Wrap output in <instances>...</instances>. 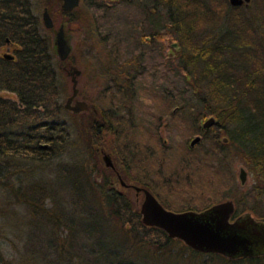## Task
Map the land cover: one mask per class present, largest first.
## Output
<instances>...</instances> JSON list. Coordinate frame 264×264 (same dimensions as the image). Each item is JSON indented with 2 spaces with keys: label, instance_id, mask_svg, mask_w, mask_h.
<instances>
[{
  "label": "trees",
  "instance_id": "1",
  "mask_svg": "<svg viewBox=\"0 0 264 264\" xmlns=\"http://www.w3.org/2000/svg\"><path fill=\"white\" fill-rule=\"evenodd\" d=\"M149 1L154 3L158 12H170L171 37L176 40L183 41L185 37L193 36L196 31L203 29L209 30L206 32L208 34H215L211 43L205 37L196 36L192 53L187 58L181 56L177 62H173L172 84L177 91L175 94L181 97L175 100L171 96V105L178 104V108L188 110V120L189 116L198 118L216 114L219 120L229 119L232 125L222 131L228 137L225 143L215 136L204 135L196 147L182 148V155L198 158L193 160L194 169L191 165L194 173L199 176L201 172L208 171L211 182L197 187V190H202V195L196 198V203L167 206L175 210H199L228 197L233 199L236 211L237 208L250 210L264 217V55L260 53L263 49L257 48L259 44L255 41L252 28L255 17L264 23V0H251L246 5H232L228 0ZM244 8L252 16H248ZM43 31L31 0H0V91L15 94V99L0 94V156L44 161L66 150L69 132L66 122L59 117L63 110L58 101L59 87L53 67V49ZM174 32L178 33L175 37ZM260 43L264 47V42ZM5 45L11 46V58L2 56L1 50ZM194 58L203 63L201 74L206 77L207 98L201 95L197 76L185 68V65L194 63ZM185 74L189 79H184ZM175 78L179 79L178 85ZM211 101L218 105L211 104ZM206 139H210L212 144L203 147ZM40 143L47 145L41 147ZM223 148H230L254 177L251 186L238 191L234 198L222 195L221 191L228 189L232 182ZM109 178V175L103 178L105 186L109 185ZM84 179L82 175V179L76 178L73 182L75 192L70 197L72 211L69 213L60 208L61 202L55 201L48 192L41 197L37 195L40 198L32 193L26 194V198L17 196V199L28 204L29 214H38L44 227L52 234V237H48V234L44 239L45 250L50 251L52 248L59 255H64L65 262H72L70 255H73L72 250H76L79 259L77 264H88L87 250L88 254H102L104 264H139L136 254L144 258L154 251H166L163 247L173 241L190 249L180 240L168 237L160 228L144 225L133 197L89 193ZM46 197L51 199L52 206L44 205ZM78 208L92 222L90 227L82 224L80 228L84 238H93L96 246L90 250L85 242L75 239L79 227L72 212ZM103 221L104 227L101 226ZM63 230L66 232L61 234ZM111 234H115V238ZM100 235H106L103 236L107 238L105 247L99 242ZM42 254L44 256L45 252L42 251ZM207 254L220 257L230 264H264V254L232 259L218 253Z\"/></svg>",
  "mask_w": 264,
  "mask_h": 264
},
{
  "label": "flooded vegetation",
  "instance_id": "2",
  "mask_svg": "<svg viewBox=\"0 0 264 264\" xmlns=\"http://www.w3.org/2000/svg\"><path fill=\"white\" fill-rule=\"evenodd\" d=\"M54 1L58 3L62 21L54 27L51 9L43 5L41 11L45 8L53 23L44 29L52 32L50 42L56 76L62 73L69 79V91L60 105L72 117V131L80 126L78 119H84V143L89 159L84 178L88 192L133 195L139 204L145 188L164 207L172 209L167 205L182 203L185 199L181 192V196L176 195L174 185L180 178L182 185L194 186V179L188 173H181L191 168L193 160L198 158L175 157L172 169L173 159L167 155L172 123H183L188 118L185 109L178 108V104L171 105L170 101L171 68L184 55L182 45L171 37L170 12H158L149 0H78L69 10L61 8L60 0ZM92 6L99 12L90 16L88 10ZM121 6L134 9V16L123 12L118 13L120 22L116 17L109 18ZM108 10L111 12L107 13ZM39 20L41 23V12ZM116 21L121 28L112 26ZM59 25L69 46L63 59L58 58L53 42ZM172 40L178 42L177 50L170 46ZM184 79H189L187 74ZM67 97L70 99L65 106ZM208 115L214 116L215 123L202 127L201 122ZM227 123L229 119L219 120L216 114L193 117L195 127L185 139V147H196L204 135L219 140ZM195 134L200 135V140L188 146ZM103 153L108 154L111 165L104 164ZM107 175L109 185L105 186L103 178ZM240 212L234 209L230 219Z\"/></svg>",
  "mask_w": 264,
  "mask_h": 264
},
{
  "label": "rangeland",
  "instance_id": "3",
  "mask_svg": "<svg viewBox=\"0 0 264 264\" xmlns=\"http://www.w3.org/2000/svg\"><path fill=\"white\" fill-rule=\"evenodd\" d=\"M31 1H32L33 11L35 14H37L39 19H40V12L42 6L47 5L51 9L50 14L54 23V27H56L58 23L62 21L58 3H55L54 0H31ZM249 2L251 3V0H249ZM88 12L90 13L91 16L95 12H99V10L97 11L92 6L88 10ZM106 12L108 13L111 11L108 10ZM123 12L126 15L131 14V16L133 17L135 10L129 9L128 7L125 6L117 7V9L114 11L115 14L109 15V18L114 19V17H116L120 22L121 17L119 16L118 13H123ZM246 14L248 16H252L249 11L246 12ZM40 26L42 27V29H44L42 22L40 23ZM112 26L115 28H121L120 24L117 21ZM89 27L91 28L90 24ZM252 28H253L255 41H257L258 42L257 44H259L257 48L263 49L262 51L264 52V47L260 43L262 41L264 42V23H261L255 17V21L254 22L252 21ZM208 31L209 30L207 29L199 30L196 31V33L193 36L185 37L184 39L185 41L178 40L179 43L182 45V52L184 54L182 58H187V56L192 53L191 51L192 44L195 41L196 36L201 38L205 37L208 43H211L215 39V34L206 33ZM43 32L44 34L48 35V38L51 41L52 32L50 31L48 32L45 29ZM177 34L178 33H175L174 37ZM1 51L11 52V46L5 45L2 47ZM263 52L260 51L262 56L264 55ZM254 56L257 55L254 54ZM196 58H194L195 61L193 64L191 65L187 64L185 65V68L188 69L190 73H194L195 76H197V80H198L197 84L201 89V95L207 98L208 95L206 94L205 91L206 77L205 75L201 74L203 63L200 60H197ZM256 58H259L261 61L263 60V58L260 57L259 55ZM57 79L59 86L58 101L62 103L64 101L66 93L69 91L70 83L68 77L62 73L58 74ZM175 81L177 82L176 85H178L179 79L175 78ZM171 91H172L173 99L179 100L180 94L178 93L175 94V92L177 91L175 90V86H173V84L171 87ZM173 93L175 95H173ZM0 94L2 96L15 99V94L13 92L1 90ZM211 104L218 105L217 103H214L212 101ZM59 117L60 118L62 117V119H64L67 125V129H68L67 131L69 132L68 143L66 145V150L64 153L51 157L44 161L34 160L29 158L21 160L20 157L0 156V256L2 258L0 262L2 264H77L78 263L79 259L76 256V252H75L76 250H72L73 255H70L72 262L70 261L65 262V260L63 259L64 255H59L58 253L54 252L52 248L50 249V251L45 250V245L43 244V242L45 237L47 238V235L49 234L48 230L44 227V224H42L41 220L38 217V214H34V215L29 214L30 210L28 204L25 201L23 202L20 201L21 197L26 198L27 197L26 194L29 193H32L35 196L39 195L41 197L46 192H48L53 195L55 201H57L58 203L61 202L62 205L59 204L60 208H63L68 213L72 211L70 209L69 202H70V197L74 195L75 192L73 182L76 178L82 179V175L85 176L89 164L88 150L84 143L86 137L82 124L84 119H82V121H80L81 119H78L80 126L77 127V131L75 129L74 131H72L73 127L71 126V121H72L71 115L68 114V112L63 111L61 112ZM193 117L194 116H189V120L187 118V120H185L183 123L179 121L177 123L175 122L172 123L170 129L171 147H170V152H168L167 154L172 159L181 156L183 154L184 151L182 148L185 147L184 141L188 137V135H190V133L193 131V128L195 127V125L193 124ZM231 127H232L231 123L226 124L227 129ZM210 144H212L211 140L206 139L202 146L208 147ZM222 152L224 154V160L227 164V168L229 170V174L231 176L232 182L228 189L221 191H223L222 195H229L233 197L235 194L238 193V191L249 188L251 184L254 182V177L252 172L249 171L247 167L241 162V160L235 154L232 153V150H230V148H223ZM74 163L77 166V168H74L75 165L70 166V164L72 165ZM239 165H243V167L246 169V180L242 185L239 184L236 174ZM151 166L152 165H148L147 167H151ZM131 167L133 168V163L131 164ZM170 167H172V169L174 168V159L172 160ZM192 168L194 169L193 165ZM205 170H207V167ZM77 172H80V174H78ZM185 173H189L188 175H190V177L194 179L192 181L195 183L196 187L194 186L190 187L193 190V192L192 193L189 192L191 190L190 188H188L189 184L182 185L181 178L179 180V183H176L174 186H177V188H175L176 195L181 196L180 194L181 192L185 197L182 203L183 205L187 204L188 206L191 205L192 203H196V198L202 195L201 194L202 190H197V187H201V184L202 186H204L205 184L208 185L211 182V180L208 171L201 172L199 176H197L194 173V171L191 168H189L187 171L182 170L181 175ZM85 185H86L85 188L87 189L86 181H85ZM37 187H41L42 189L40 190ZM180 187H182V189L184 190L178 189ZM17 196L20 199H17ZM129 196L133 197V199L135 200V197L133 195H129ZM37 197L35 198L37 199ZM140 198L141 196H139V199ZM43 202L42 203L44 205H50L51 199L49 197L48 198L46 197L43 200ZM135 202L137 203V206H139L138 202L137 201ZM182 203H175V204L180 205ZM238 210L241 211L240 208H237V211ZM72 213L74 215L75 223H77V226L79 227L77 230L79 231L78 232L79 234H77L76 231L75 239L76 240L78 239V242L79 241L85 242L87 244L86 247L90 250V248H92L95 245L92 240L93 238H87V239L84 238L80 234L81 231L80 228L82 224L88 225L90 227V224H92V222L89 220V216H85V213L80 208H78ZM104 223L105 221H103V223L101 224L102 227H104ZM65 232L66 230H63L61 234H64ZM103 236L106 235H100L99 242H101V245L105 247L106 246L105 244H107L106 243L107 238ZM110 236L112 238L113 237L115 238V234L114 235L111 234ZM48 237H52V234H49ZM164 248H166V251H162L160 249L161 251H154L153 254H147L144 258L140 257L139 254H136L135 258L137 259V262L139 264H230V263H226L220 257L217 256L212 257L207 253H200L197 251H192L187 248H183L181 243L178 241H173L169 245L163 247V249ZM42 251L45 252L44 256L42 254ZM85 254L88 256L87 257L88 264H104L102 254L100 255L91 254V253L88 254V250L87 253ZM143 259L145 261H143ZM247 264H262V263L249 262Z\"/></svg>",
  "mask_w": 264,
  "mask_h": 264
},
{
  "label": "water",
  "instance_id": "4",
  "mask_svg": "<svg viewBox=\"0 0 264 264\" xmlns=\"http://www.w3.org/2000/svg\"><path fill=\"white\" fill-rule=\"evenodd\" d=\"M60 1L63 10L71 9L78 2V0ZM228 2L232 5H246L249 0H228ZM41 22L47 28L53 25L45 8L41 11ZM53 42L58 58H65L69 46L62 25L56 29ZM169 44L174 50L179 48L176 40H172ZM2 56L11 58L12 54L6 51L2 53ZM69 99L70 97H67L65 106H68ZM214 123V116L208 115L201 122V126L208 127ZM200 138L199 134L193 135L188 141V146L194 145ZM219 140L225 143L228 137L222 134ZM46 145V143H40L39 146L45 147ZM102 160L105 165H111L108 154L103 153ZM236 174L239 184L242 185L246 180V169L243 165L238 166ZM120 182L123 183L122 180ZM134 188L139 189L140 187L134 186ZM142 191L143 195L138 207L140 221L144 225L160 228L168 237L180 240L190 249L205 253H218L228 259L264 254V217L255 216L250 210H243L230 219L235 209L231 198H223L199 210H172L164 207L149 190L142 188Z\"/></svg>",
  "mask_w": 264,
  "mask_h": 264
}]
</instances>
